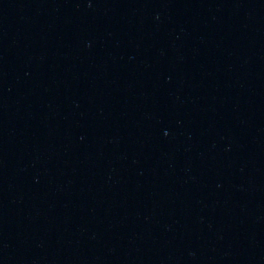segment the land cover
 <instances>
[{"label":"water","instance_id":"1","mask_svg":"<svg viewBox=\"0 0 264 264\" xmlns=\"http://www.w3.org/2000/svg\"><path fill=\"white\" fill-rule=\"evenodd\" d=\"M0 264H264V0H0Z\"/></svg>","mask_w":264,"mask_h":264}]
</instances>
